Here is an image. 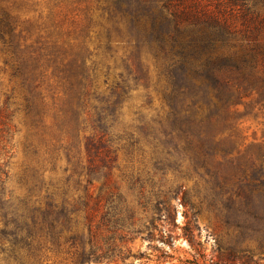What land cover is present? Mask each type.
Masks as SVG:
<instances>
[{"label":"rangeland","instance_id":"1","mask_svg":"<svg viewBox=\"0 0 264 264\" xmlns=\"http://www.w3.org/2000/svg\"><path fill=\"white\" fill-rule=\"evenodd\" d=\"M113 2L0 0V167L8 175L4 194L14 200L27 194L33 168L43 170L46 184H63L70 171L65 170L69 167L67 159L58 147L64 148L73 140L70 130H61L72 121L71 104L75 106L78 101L76 136L85 163L84 136L94 134V108L118 93L121 99L115 116L105 120V143L111 156L116 157L110 182H115L122 197L135 209V222L130 227L112 222L101 226L95 236L101 249L99 260L83 261L78 243L61 238L58 242L37 239L32 252L22 250L14 259L0 251V264H189L191 260L208 264L210 259L218 262L223 252L215 241L221 229L206 212L196 216L198 229L193 231L192 243L184 234V215L189 205L183 191L194 195L199 189L204 193L209 174L199 168L202 177L198 176L188 158L170 151L172 145L158 143L156 136H162L158 122L165 121L169 112L170 85L164 62L140 26L132 25L129 16L117 11ZM256 12L255 34L264 53V7L256 8ZM254 70L264 79L263 60ZM76 75L87 80L80 77L78 85ZM26 76L36 85L33 101L39 116H34V121L32 113L26 112V96L30 95L29 84L23 80ZM87 81L90 84L85 86ZM70 82L73 89L82 88L81 93L88 90L84 100L77 99ZM261 86L262 81H257L235 105L227 110L220 108V123L212 125L211 132L218 137L231 134V156L260 157L264 167V93L258 92ZM207 97L216 101L211 93ZM197 102L196 107L188 108L185 105L190 101L186 100L182 113L188 115L193 110L198 118L207 114L206 99L201 97ZM54 148H58L55 161L51 157ZM215 159L223 161L219 153ZM220 168L233 173L227 162ZM92 182L94 198L102 180L94 178ZM84 184V176L79 186L71 181L69 194L82 196ZM109 186L110 183L101 192L96 210H89L94 223L106 210L104 194ZM140 187L145 194L142 200L149 199L143 206L138 203ZM44 192L43 189L40 195ZM157 194L159 199L168 198L167 206L156 203ZM84 217L85 212L79 210L73 226L87 234ZM263 255L261 251L254 258Z\"/></svg>","mask_w":264,"mask_h":264},{"label":"trees","instance_id":"2","mask_svg":"<svg viewBox=\"0 0 264 264\" xmlns=\"http://www.w3.org/2000/svg\"><path fill=\"white\" fill-rule=\"evenodd\" d=\"M115 9L129 16L132 25H139L147 41L155 48L164 62V74L170 85L167 96L168 118L158 122L161 135H157L162 146L172 145L170 151L178 157L188 158L195 173L202 177L199 168L209 174L205 181L204 193L199 189L195 194L183 191V199L189 205L185 213L184 234L192 243L193 231L198 229L196 216L202 212L209 214L218 223L221 231L215 237L218 249V262L213 259L208 264H264V255L254 258L256 253L264 252V167L260 157H232V142L226 137H218L211 132L214 124H219L218 110H227L247 95L252 85L262 81L258 92L264 93V79L257 76L255 68L263 60L255 34L254 18L258 17L256 8L264 7V0H113ZM253 24V27L251 26ZM84 75V74H82ZM76 75L78 85L84 76ZM81 77V80H80ZM79 78V79H78ZM31 79V80H29ZM87 80V77H84ZM29 85L30 95L26 96L27 114L32 119L39 116L35 109L33 79L23 78ZM88 86L90 81L86 82ZM75 90L77 99L84 100L88 90ZM210 93L215 102L207 99ZM101 100L102 105L94 109L96 119L92 120L93 135L84 136L83 163L81 148L76 136L79 126L77 104L71 105L72 121L61 128L70 130L72 142L62 148L70 173L61 185L43 178V170L33 168V178L27 194L14 200L4 194L3 184L7 171L0 167V251L11 258L19 256L22 250L32 252L37 239L59 241L63 238L71 244L78 243L83 261L99 260L101 251L95 240L101 226L112 222L113 225L133 226L135 209L131 207L115 185L110 182L113 163L106 145L107 127L105 120L114 117L120 104V96ZM203 97L208 105V113L196 117L193 110L188 115L182 113V105L193 108ZM84 102V101H83ZM83 104V103H82ZM7 117V114L5 115ZM37 123V120L35 121ZM4 124V123H3ZM75 134V136H74ZM183 141V142H181ZM58 148L53 149L51 157L57 156ZM75 149V151H74ZM221 154L223 161L217 160ZM231 164L232 174L220 167L222 163ZM54 166V163H53ZM3 176V177H2ZM5 176V177H4ZM83 195L73 197L69 194L70 182L81 185ZM102 180L98 194L93 198L91 187L93 179ZM108 187L106 210L99 220L89 210L95 211L102 198V191ZM44 189V194L40 195ZM181 187H179V191ZM142 187L138 203L144 205ZM117 196V197H116ZM117 201H113L114 198ZM156 203L167 206L168 198L155 196ZM85 212L88 232H79L76 214ZM75 228V229H74ZM8 243V247L4 244ZM88 248L86 249V246ZM197 264L196 261H188Z\"/></svg>","mask_w":264,"mask_h":264}]
</instances>
